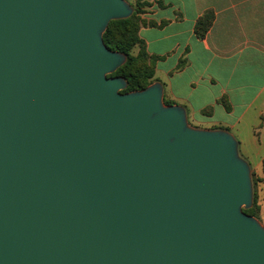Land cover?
<instances>
[{
  "label": "water",
  "instance_id": "water-1",
  "mask_svg": "<svg viewBox=\"0 0 264 264\" xmlns=\"http://www.w3.org/2000/svg\"><path fill=\"white\" fill-rule=\"evenodd\" d=\"M126 0H0V264H264L252 168L164 86L123 93Z\"/></svg>",
  "mask_w": 264,
  "mask_h": 264
},
{
  "label": "crops",
  "instance_id": "crops-1",
  "mask_svg": "<svg viewBox=\"0 0 264 264\" xmlns=\"http://www.w3.org/2000/svg\"><path fill=\"white\" fill-rule=\"evenodd\" d=\"M145 4L140 37L165 98L184 106L194 127L230 131L246 156L264 163V0ZM210 11L215 21L199 39L196 24Z\"/></svg>",
  "mask_w": 264,
  "mask_h": 264
},
{
  "label": "trees",
  "instance_id": "trees-1",
  "mask_svg": "<svg viewBox=\"0 0 264 264\" xmlns=\"http://www.w3.org/2000/svg\"><path fill=\"white\" fill-rule=\"evenodd\" d=\"M135 9L133 16L126 20L113 21L110 23L106 33L104 34L105 44L109 49L115 52H121L127 55V63L121 67L113 77H124L128 81V88L123 93L144 90L148 86L157 82L155 80L156 58L151 56L147 50L145 41L140 37V31L149 24L143 18L145 14V0H137L136 3H131ZM215 21V14L207 12L197 22L195 33L199 39H205ZM168 105L174 104L167 102ZM229 109V107L227 106ZM264 175V168H263ZM254 184V206L245 210L251 216H256L258 205L256 198V188L258 181L256 180V172L253 170ZM264 184V178L261 181Z\"/></svg>",
  "mask_w": 264,
  "mask_h": 264
},
{
  "label": "rangeland",
  "instance_id": "rangeland-1",
  "mask_svg": "<svg viewBox=\"0 0 264 264\" xmlns=\"http://www.w3.org/2000/svg\"><path fill=\"white\" fill-rule=\"evenodd\" d=\"M137 0H131V3H136ZM164 102L167 104L168 99L165 98L164 96ZM168 105V104H167ZM188 121L191 126H193V123L189 119L188 116ZM230 132V131H229ZM240 155L243 159L248 161L251 165L252 168V173L253 170L256 172V180L258 181L257 188H256V198H257V205H258V210L256 216H254L256 219H258L261 224L264 226V184L261 182L264 178L263 175V168H264V163H261L260 165L256 162V160H251L249 156L245 155V150L241 148L240 146ZM252 158V157H251Z\"/></svg>",
  "mask_w": 264,
  "mask_h": 264
}]
</instances>
